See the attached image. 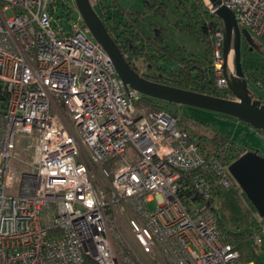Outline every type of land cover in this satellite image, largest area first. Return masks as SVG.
Listing matches in <instances>:
<instances>
[{
  "label": "built area",
  "instance_id": "obj_1",
  "mask_svg": "<svg viewBox=\"0 0 264 264\" xmlns=\"http://www.w3.org/2000/svg\"><path fill=\"white\" fill-rule=\"evenodd\" d=\"M220 1L264 43V0ZM76 9L0 0V264H254L216 213L237 158L206 155L176 115L139 103Z\"/></svg>",
  "mask_w": 264,
  "mask_h": 264
},
{
  "label": "trees",
  "instance_id": "obj_2",
  "mask_svg": "<svg viewBox=\"0 0 264 264\" xmlns=\"http://www.w3.org/2000/svg\"><path fill=\"white\" fill-rule=\"evenodd\" d=\"M171 2L175 4L176 13L181 14V17L177 19L174 25L179 31H187L199 37L205 46L204 57L187 54H184L181 58L175 57L166 44V28L157 26L155 22L146 21L145 11L127 10L120 4L119 0H102L99 3L98 10L108 31L118 43L130 65L143 76L161 83L228 98L232 95V92L229 87L219 89L216 86L217 76L212 64L216 49L214 34L217 30H223L221 19L210 9L205 0H144V7L153 16L166 18L169 3ZM240 29L242 39L246 38L245 31L248 30ZM222 48H224V45ZM170 60H175L178 66L175 68L165 67L164 63ZM139 61L142 63L146 62L149 69L143 70L142 63L140 64ZM151 69H153V72H151ZM248 86L254 97L261 99L260 95H255L253 87L250 84ZM139 103L145 104L151 109L171 112L168 107L154 102L148 96L143 95ZM255 130L264 135L263 131ZM190 135L206 155H210L213 152L218 153L223 160L228 162L238 158L241 153L247 150H257L264 155V151L261 153L259 149L252 147L237 136L219 129H216V135L210 139L191 132ZM240 195L250 204V211L257 212L255 206L238 184H234L228 189H218L216 198L218 201H223V205H230L239 209ZM250 211L249 213H251ZM216 213L222 233L239 251L248 242L246 237L254 238V235L261 229V226H258L257 219L252 220L253 226L250 229L251 231L247 232L248 235L244 231L227 229L223 223L222 209L219 206H216ZM234 221L238 222L240 220ZM255 258L258 261L257 256L254 254L249 255L247 261H253ZM88 264L97 263L92 259H88Z\"/></svg>",
  "mask_w": 264,
  "mask_h": 264
},
{
  "label": "water",
  "instance_id": "obj_3",
  "mask_svg": "<svg viewBox=\"0 0 264 264\" xmlns=\"http://www.w3.org/2000/svg\"><path fill=\"white\" fill-rule=\"evenodd\" d=\"M75 4L84 23L106 50L127 86L138 90L144 96L200 107L237 118L264 132V103L253 96L246 80H242L243 85L239 80L235 84L229 82L232 98H226L148 79L130 65L91 0H75ZM210 4L223 25L225 60L233 46L234 37L237 72L245 79L241 51L242 34L235 14L230 8L222 5L220 0H210ZM245 35L247 38L252 37L248 31H245ZM229 169L239 187L257 209L259 216L264 217V155L257 150H248L234 160Z\"/></svg>",
  "mask_w": 264,
  "mask_h": 264
},
{
  "label": "rangeland",
  "instance_id": "obj_4",
  "mask_svg": "<svg viewBox=\"0 0 264 264\" xmlns=\"http://www.w3.org/2000/svg\"><path fill=\"white\" fill-rule=\"evenodd\" d=\"M119 1L120 4L127 10L145 11L146 21L155 22L157 26L166 28V44L169 46L170 51L175 55V57L181 58L182 56H184V54L198 55L200 57L205 56V46L199 39V37L187 31H179L174 25L177 19L181 17V14L176 13L174 9L175 4L173 2L169 3L167 16L166 18H163L150 14V12H148L144 7V0ZM205 2L210 5V0H205ZM93 6L99 13L98 6L94 2ZM71 14L73 16H77L79 15V12L76 9ZM234 41L235 40L233 37V46L230 49V53L234 57L236 65V45ZM241 51L245 79L239 76L237 72V65L235 67L234 76L235 78H237V80H239V83L241 85H243L242 80H246L247 84H250L253 87L255 95H260V98L264 103V43L261 39L255 37L254 35H252V37L250 38H243ZM139 63L141 64L142 62L139 61ZM141 65L143 70L149 69V66L146 62L142 63ZM164 66L167 68H175L178 65L175 60H170L169 62L164 63ZM151 72H153V69H151ZM248 89L250 90L249 86ZM229 98H232V95H230ZM152 100L156 103H161L162 105L168 107L171 113L175 114L179 118V125L190 131L192 134L205 136L210 139L216 135V129H219L233 136H237L242 141L249 143L252 147L259 149L261 153L262 151H264V138H262L264 135L260 132H257L255 128H253L249 124L242 122L237 118L224 116L212 110L187 104L172 103L157 98H152ZM247 151H244V153ZM19 152L23 153L24 156L26 155L25 150L22 146L19 147ZM25 157L28 159L30 158L29 155H26ZM14 192L17 193V191ZM239 204L240 208L237 209L230 205H223V201H218L216 199V205L222 209L223 223L225 224L227 229L241 232L244 231L245 234L248 235L247 232H250V229L253 226L252 220L257 219L258 226H261L264 221V217L259 216L258 212L250 211V204L241 195L239 196ZM148 205L149 208L153 210L156 207V201L153 200L149 202ZM249 211L251 213H249ZM234 220L240 221L235 222ZM122 231L126 239L130 240L127 232L124 231L123 227ZM226 236H228V234H226ZM246 238H248V242L246 241L247 243H245V245L240 248V252L243 257L242 259L247 261L248 256L254 254L255 256H257L259 262L255 258L253 260V263L264 264V241L263 243L259 244L255 241L254 238ZM130 242L132 241L130 240Z\"/></svg>",
  "mask_w": 264,
  "mask_h": 264
},
{
  "label": "bare ground",
  "instance_id": "obj_5",
  "mask_svg": "<svg viewBox=\"0 0 264 264\" xmlns=\"http://www.w3.org/2000/svg\"><path fill=\"white\" fill-rule=\"evenodd\" d=\"M233 42V41H232ZM235 59L232 56V54L230 53V50L227 54V58H226V74H227V78L228 81L232 84H235L237 81V78H235L234 74H235Z\"/></svg>",
  "mask_w": 264,
  "mask_h": 264
}]
</instances>
